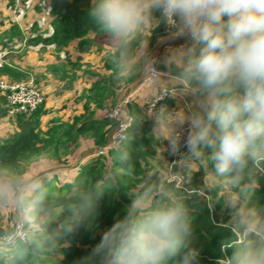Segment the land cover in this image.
<instances>
[{"label":"clouds","instance_id":"obj_1","mask_svg":"<svg viewBox=\"0 0 264 264\" xmlns=\"http://www.w3.org/2000/svg\"><path fill=\"white\" fill-rule=\"evenodd\" d=\"M88 18L110 41L114 79L142 73L154 94L123 121L112 165L70 201L52 204L36 177L0 166V213H14L0 232V264H61L68 238L91 229L120 171L131 169L128 142L144 120L175 169L195 167L208 191L224 193L206 200L228 213L216 264H264V0H90ZM193 239L188 200L147 180L76 264H199Z\"/></svg>","mask_w":264,"mask_h":264},{"label":"trees","instance_id":"obj_2","mask_svg":"<svg viewBox=\"0 0 264 264\" xmlns=\"http://www.w3.org/2000/svg\"><path fill=\"white\" fill-rule=\"evenodd\" d=\"M50 1L54 9L65 3V0ZM65 18L66 14H57L53 22L56 33L66 32L67 28L63 25ZM163 31L161 28L153 35V46ZM71 66L73 70L79 68L75 67V63ZM106 67L112 68L111 63L107 61ZM46 68L59 71L65 76L69 75L73 81L77 78L75 73H70L62 64H51ZM21 70L17 66L7 64L0 69L4 74L11 75L14 80L26 77L27 72ZM82 71L88 72L86 69ZM139 75L140 79L143 74ZM136 76L126 83L134 81ZM117 82L115 79L106 82L95 81L90 87L83 89L78 96L82 112L68 116L59 114V109H49L43 101L29 113L10 115L6 93L0 89V122L8 118L14 127L6 136L0 135V166L11 167L25 175L33 161L46 156L60 162L63 156L72 155L80 147V136L89 137L92 141L91 151L76 167L69 169L63 177H60L59 172L53 171L47 176L37 178L47 189L50 203L60 204L72 200L78 191L93 183L105 168L112 165L114 146L109 147L107 156L97 154V150L108 144L109 135L116 124V120L108 113L123 96L119 94L115 84ZM144 104L138 98H133L126 108L128 112L139 113L142 112L140 108ZM151 128V120H144L135 127L133 137L128 142L132 155L131 169L120 171L119 182L101 201L91 222V229L82 227L68 238V246L63 249L64 259L61 264H76V261L98 242L102 232L111 225L114 218L123 214L125 203L131 196L137 193L147 180L160 179L183 194L193 209V244L200 249L199 264H216V260L222 255L221 241L226 236L228 213L220 204L209 208L206 200L215 198L219 201L224 193L208 191L202 182L203 173L195 167L191 173L175 169L170 163L173 158L166 152L163 153V142L150 134ZM258 186L260 203L264 204V176L259 179Z\"/></svg>","mask_w":264,"mask_h":264},{"label":"rangeland","instance_id":"obj_3","mask_svg":"<svg viewBox=\"0 0 264 264\" xmlns=\"http://www.w3.org/2000/svg\"><path fill=\"white\" fill-rule=\"evenodd\" d=\"M43 0H34L33 5L25 10L24 16L19 17L13 0H0V69L6 61L7 65L17 66L21 71H26V77H31L38 88L42 91L43 102L51 109L53 106L64 115H72L82 112L81 102L78 100L80 92L90 87L95 81L106 82L114 79L112 68L106 67L110 62L111 45L108 37L99 32L89 23L88 10L90 0H65L60 8L54 9L50 0H45L51 6L48 17L53 32L43 35L45 29L37 25V19L44 11L39 3ZM66 14L64 26L66 32L56 33V26L53 25L57 14ZM7 31V32H5ZM31 50H38L39 54L34 62H29L27 57ZM64 55L62 57L61 55ZM14 62H18L16 65ZM75 63V70L71 64ZM111 63V62H110ZM64 65L70 73H75L77 78L73 81L69 75H62L61 72L48 70L47 65ZM86 69L88 72H83ZM139 74L131 83L117 82L116 87L119 94L128 95L135 89ZM0 79L14 80L13 77L0 71ZM143 93L138 97L143 99ZM145 95V94H144ZM169 108L176 105L187 109V104L180 100L166 99L161 102ZM13 126L8 118L0 122V135L6 136L13 131ZM80 147L75 155L63 156L60 162L53 158L42 156L39 160L33 161L26 171L25 176L29 179L47 176L51 171H61L67 166L75 164L82 152L92 147L89 137L78 138ZM75 150V151H76ZM131 199V198H130ZM130 199L125 203L130 202ZM14 213L6 211L0 213V232L10 230L14 226L12 219Z\"/></svg>","mask_w":264,"mask_h":264},{"label":"built area","instance_id":"obj_4","mask_svg":"<svg viewBox=\"0 0 264 264\" xmlns=\"http://www.w3.org/2000/svg\"><path fill=\"white\" fill-rule=\"evenodd\" d=\"M34 0H13L16 13L19 17L24 16L27 12L25 10L29 9L33 5ZM43 6L44 11L37 19V25L42 26L44 31V36L49 35L53 32L52 25L47 23L48 17L50 14L51 6L45 2V0L39 3ZM64 57V55H61ZM146 86V81L144 76L138 80V83L131 91V94L123 95L118 99L115 105L110 109L108 115L116 120L114 129L109 135L108 144L97 150V154L106 155L108 153L109 147L114 146V141L117 136L120 135L125 129L128 128L129 124L124 123V120H127L129 112L127 111L126 105L128 102L133 100V98H138V91ZM0 89L6 93L7 101L10 105L9 114L13 115L16 113H29L36 109L40 103L43 101L42 91L35 84L34 79L31 77L22 78L19 80H6L0 79ZM150 97L146 100H140V102L146 103ZM119 121V123H118ZM172 178H175L174 175H171Z\"/></svg>","mask_w":264,"mask_h":264},{"label":"crops","instance_id":"obj_5","mask_svg":"<svg viewBox=\"0 0 264 264\" xmlns=\"http://www.w3.org/2000/svg\"><path fill=\"white\" fill-rule=\"evenodd\" d=\"M161 51H162V50H161ZM30 52H32V53H31V55H30L29 57H27V59L29 60V62L32 63V62L35 61V59H37L39 52H38V50H31ZM4 63L7 64L6 61H5ZM14 63H15L16 65H19L18 62H14ZM10 66H12V65H10ZM143 92H144V94H145V95L143 94V97L146 96V95H150L149 97H151V95L154 94V93H150V92L147 90L146 86L143 87V88H141V89L138 91V96L140 95V93H143ZM139 99H140V97H139ZM146 99H147V96L144 97L143 99H140V100L143 101V100H146ZM46 107H47V106H46ZM48 108H49V107H48ZM49 109H50V108H49ZM51 109L54 110V111L57 110V109L53 106V104H52V106H51ZM59 114H62V113H60V111H59ZM65 116H68V115H65ZM91 148H92V147H91ZM91 148L87 149L85 152H82V154L80 155V157L77 158V161H76L75 164L69 165V166H67V168L62 169L61 171H59V175H60V177H63L64 174H65L69 169L76 167L77 164H78V162H79L80 160L84 159V157H86V156L90 153ZM77 151H78V150L74 151V153H73L72 155H75ZM51 172H53V171H51ZM54 172H57V171L54 170ZM61 172H62V173H61ZM71 175H72V174H71Z\"/></svg>","mask_w":264,"mask_h":264}]
</instances>
